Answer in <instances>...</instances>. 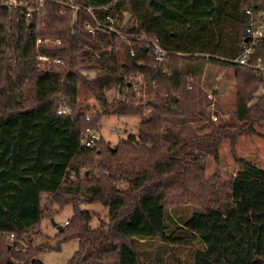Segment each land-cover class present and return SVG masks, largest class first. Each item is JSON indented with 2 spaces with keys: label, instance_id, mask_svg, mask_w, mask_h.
I'll return each instance as SVG.
<instances>
[{
  "label": "trees",
  "instance_id": "trees-1",
  "mask_svg": "<svg viewBox=\"0 0 264 264\" xmlns=\"http://www.w3.org/2000/svg\"><path fill=\"white\" fill-rule=\"evenodd\" d=\"M43 1V11L26 18L0 0V264H42L39 253L69 241L78 250L66 264H147L139 241L192 247L186 264H264V170L235 153L238 138L264 123V74L233 63L246 37L245 9L264 11V0ZM106 16L116 18V33L92 35L85 28ZM46 38L60 45H36ZM148 40L167 52L159 71ZM257 57L264 63V42ZM206 63L234 71L235 125L213 122L201 110ZM138 74L148 81L143 102L134 93L128 102H107L108 91ZM80 89L105 115L141 117L136 136L114 148L101 137L85 147L82 135L99 117L86 119ZM60 104L73 111L71 118L56 114ZM25 120L47 126L21 142L16 133ZM189 121L199 132L184 135L169 126ZM224 142L240 167L229 207L222 213L201 206L176 222L165 197L170 192L200 203L205 162L219 163ZM43 196L73 206L74 224L70 219L58 231L54 247L30 235L42 221ZM84 203L105 208L106 222L91 229Z\"/></svg>",
  "mask_w": 264,
  "mask_h": 264
},
{
  "label": "rangeland",
  "instance_id": "rangeland-1",
  "mask_svg": "<svg viewBox=\"0 0 264 264\" xmlns=\"http://www.w3.org/2000/svg\"><path fill=\"white\" fill-rule=\"evenodd\" d=\"M123 19V22H125L127 16L125 18L123 16ZM199 86L203 93L200 102L203 113L211 115L210 102L205 100L204 94L212 93L215 96V99L211 101V104H214L213 113L218 117L216 123L235 125L234 103L236 88L234 71L228 67L206 63L200 77ZM114 95L113 90L106 93L108 103L112 101ZM79 103L86 115L99 117L95 126L89 129L97 130L99 136L109 147L114 148L118 141L127 138L129 135L136 136L138 125L142 120L141 117L105 115L96 101L84 89L79 90ZM46 126V121L37 123L34 120H25L21 126L23 132L18 131L16 135H18V138L20 134L22 135L21 142H29L38 138ZM169 126L184 135H189L192 131L199 132L196 129L198 124L194 121L185 122L180 125L170 122ZM254 130L255 133H248L238 138L235 153L239 158H243L264 170V123L255 125ZM167 142L166 140L165 145L168 144ZM219 155V163L215 164L212 157H207L205 162L203 174L204 188L200 203L194 198L176 196L170 194V192L165 197L167 212L171 214L176 222L180 218L186 219L190 217L194 211L200 210L201 206L213 208L222 213L229 207L231 203V181L240 167L234 162L228 142H224L221 145ZM84 170H79V172L82 173ZM42 207V221L32 230L30 235L36 232L40 234L36 238L38 243L48 242L51 247H54L58 243L56 239L58 231L56 227L52 226V223L61 227L65 220L71 219V222H73L71 224L73 225V206H61L50 197L43 196ZM80 208L92 216L89 224L91 229H95L98 225H101V222H106L107 220V211L99 204L84 203L80 205ZM137 246L147 264H186L194 250L192 247L163 245L159 241H139ZM157 247L159 250H156ZM77 250L76 241L61 242L59 250L39 253L35 259L42 264H66Z\"/></svg>",
  "mask_w": 264,
  "mask_h": 264
},
{
  "label": "built area",
  "instance_id": "built-area-1",
  "mask_svg": "<svg viewBox=\"0 0 264 264\" xmlns=\"http://www.w3.org/2000/svg\"><path fill=\"white\" fill-rule=\"evenodd\" d=\"M43 0H35V5L30 6L27 2H21L19 0H4L3 7L7 8L9 11H13L16 9H20L26 18H30L31 14L36 12L39 13L43 11ZM28 4V5H27ZM86 11L90 12V9H85ZM245 14L248 17V23L246 28V37L242 44L240 45L241 52L236 57V59L233 60V63L250 67L256 71L261 72L264 74V63L261 58H253L256 51L262 43L264 42V11H252L250 9H245ZM115 23L116 18H112L111 16H106L103 21H98L94 18V25H91L90 23L86 22L84 24L85 28L90 32V34L95 35L97 31H104V32H115ZM125 42L129 41V38L124 37L123 38ZM143 41V39H141ZM139 41V40H138ZM40 44H49L54 46H59L60 41L54 40L50 38L46 39H37L36 45ZM147 47L146 49H151L153 54V59L156 67V70L159 71L163 65H166L168 63L167 61V52L159 48L155 43L151 41H147ZM130 56L135 57V52L133 50L130 51ZM37 58L41 61L52 63L54 65L60 64L59 60H51L47 57L40 56L37 53ZM139 65V64H138ZM187 81H191V77H187ZM147 80L144 78L142 74H138L132 79L126 80L122 83H118L112 90L115 93V95L112 98L111 102H118V101H125L128 102V95L130 93H134L136 98H139L142 102L144 99H146V89H147ZM153 87L156 86L154 82L151 83ZM188 90H190V86H188ZM206 101L210 102V118L213 122L218 121L217 115H215L214 112V104H211L212 100L215 99V96L212 93L205 94ZM142 102H134L135 105L141 104ZM56 114L58 116L62 117H72L73 111L67 107L64 104H60ZM88 120L90 118L89 115L85 116ZM99 132L97 130H86L85 133H83L81 142L85 147H91L95 141L99 140ZM70 178H73V175L70 176ZM70 220H65L62 224V227H65L68 225Z\"/></svg>",
  "mask_w": 264,
  "mask_h": 264
},
{
  "label": "water",
  "instance_id": "water-1",
  "mask_svg": "<svg viewBox=\"0 0 264 264\" xmlns=\"http://www.w3.org/2000/svg\"><path fill=\"white\" fill-rule=\"evenodd\" d=\"M148 103L153 104L154 102L153 101H150ZM52 226L56 227L57 231H61L62 230V226L61 227L56 226L54 223H52Z\"/></svg>",
  "mask_w": 264,
  "mask_h": 264
}]
</instances>
